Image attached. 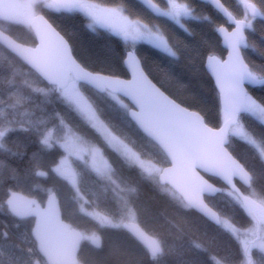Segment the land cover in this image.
Instances as JSON below:
<instances>
[{"label": "trees", "instance_id": "obj_1", "mask_svg": "<svg viewBox=\"0 0 264 264\" xmlns=\"http://www.w3.org/2000/svg\"><path fill=\"white\" fill-rule=\"evenodd\" d=\"M88 1L121 9L131 19L145 22L150 19L149 22L154 27L162 30L177 55H167L147 44H136L134 54L140 59L144 72L178 104L199 112L209 127L218 128L221 125L223 114L219 95L204 70V63L209 56L223 59L225 51L216 30L219 26H232L212 7L193 0L192 15L198 19L188 20L184 28L189 32H185L181 27L155 19L152 21L149 14L134 0ZM153 1L162 8L166 6L165 0ZM176 1L180 4L187 3V0ZM220 1L236 19H249L240 0ZM243 1L244 4L256 6L260 16L253 19L252 27L245 31L247 48L242 54L256 73L264 75V0ZM38 10L39 15H43L67 40L73 57L82 67L85 64L90 68L103 67L114 72L115 77L128 78L125 68L119 64V55L121 51L129 49L120 38L104 30L87 29L84 26L87 19L80 12H68L66 9L52 11L39 6ZM205 16L209 19L205 20ZM161 23H164L162 27ZM0 30L20 44L31 47L36 44L28 26L0 19ZM109 52L112 55L106 56ZM81 86L95 97L94 109L97 115L114 133L127 137L141 147L143 154L139 152L140 155H149L163 168L169 165L161 150L137 129L124 109L110 95H100ZM249 94L264 106V86L250 89ZM242 117L247 118L242 120L245 132L259 142L260 134H264V122L247 113L240 118ZM37 125L45 135L53 134L49 141L50 147L34 142ZM5 127H14L18 131L6 143V149L11 151L0 150V161L4 165L0 167V234H3L0 235V264H10L13 258L17 260V264H31L22 250H30L31 245L33 247L29 232L31 219L19 221L6 211L7 192H19L40 202L48 194L55 193L63 220L84 232L96 231L95 227L88 224L89 220H93L94 214L87 215V212L105 210L110 215H117L114 219H118L120 209L126 211L131 199L134 202L136 200L139 209L132 208L135 213L133 218L163 249L162 254L157 257V264H225L223 256L231 257L235 254L233 250L237 246L235 247L230 232H222V225L214 226L193 212L169 187L162 186L150 176L139 172L138 167L124 163L113 168L109 175L103 176L92 170L86 161L74 159L75 169H70L77 179L75 186L68 182V178L56 175L53 167L64 151L55 142L65 134H71L87 145V139L97 142L99 136L74 109L69 110L66 104H61L56 93L51 92L42 79L0 46V129ZM40 139L43 140L44 136ZM227 150L251 175L250 187L244 188V192L250 190L254 197L264 202V196L261 195L264 169L256 162L259 151L247 140L235 136L228 138ZM17 152L19 155H12ZM33 153L37 154L35 158ZM207 179L222 189L215 197L205 198L207 205L218 213L219 218L232 225L248 227L250 219L239 206L237 198L225 193L229 190L218 180ZM122 215L127 216L126 213ZM180 225L184 226L185 233L178 234ZM99 236V246L88 245L84 239L78 255L79 264H148L145 249L125 231V227H105L100 229ZM195 236L200 242H193ZM162 240L167 243L162 244ZM200 243L205 248L202 251L196 247ZM250 258L256 264H264L261 254L254 257L251 253Z\"/></svg>", "mask_w": 264, "mask_h": 264}, {"label": "snow or ice", "instance_id": "obj_2", "mask_svg": "<svg viewBox=\"0 0 264 264\" xmlns=\"http://www.w3.org/2000/svg\"><path fill=\"white\" fill-rule=\"evenodd\" d=\"M140 2L148 5L158 16L171 18L185 32H189V30L181 24V17L198 19V17L192 15L193 0H187V3L184 4L177 3L176 0H166L167 10L165 11H161L156 4L152 3V0H140ZM207 2L215 5L217 10L227 13V9L220 3V0H207ZM33 6L31 4H17L14 0H0V17L8 21L17 20L21 18L19 9H30ZM44 7L66 9L68 12L80 10L92 21L84 25L89 30L94 31V26L98 24L101 27L112 29L116 34L123 36L124 40H146L171 56L177 55L176 52L168 47L167 42L161 36L151 32L147 25L131 24L127 21V18L121 17L114 8H99L95 4L82 3L80 0H54L53 3L44 5ZM248 7L252 8V16L258 14L254 5L246 4L245 8ZM227 15L230 22L235 24V31L230 34L226 33L232 49L230 58L233 59V63L225 70L223 67L212 64L211 60L209 61V68L216 74V80L220 86L224 101V127H221L219 131L209 127L199 112L181 108L180 105L160 92L143 75L139 67V61L131 51H121L119 55L120 66H126L133 75V81L131 82L116 78L114 72L103 67L90 68L87 64L81 67L73 57L71 47L64 41L63 37H59L58 33L55 34L58 37V43L54 48L55 55L46 59L31 55L28 60L43 79L48 82L47 87H49L51 92L56 93V98L61 104H66L69 110L75 109L79 111L89 121H92L93 127L101 129L105 133V138L108 142L117 147V151L123 149L125 156L134 155L103 127L84 94L77 87V84L79 81H84L97 89L107 92L116 104L124 109L125 114L131 118L137 128L160 147L168 158V162L173 165L172 168L158 169L157 171L174 173L177 169H180L188 181L194 185L196 194L192 197H186L187 207L202 206L219 223L216 213L208 208L207 205H203L200 200L201 193L212 190V185L199 176L196 171L197 169H202L206 172L217 174L227 181L232 187V192L236 194L239 206L247 209L253 219L259 221L261 229L264 230V204H257L255 200L249 199L248 196L241 193L232 184L233 177L248 178V174L245 171V167L234 160L225 147L229 134L242 137L259 151L256 162L260 168L264 169V134H260L258 142L243 130V125L240 121L241 113H252L253 115L258 113L260 118L264 120V106L257 103L243 87L246 80L254 84H264V78L258 79L249 70L248 64L240 53L241 45L247 47L243 30L251 28V23L247 20H236L231 17V13H227ZM23 19L27 21L29 17L24 15ZM208 19L209 17L205 16V20ZM219 31L225 32L226 30L219 29ZM39 40V47L34 49L35 54L41 53L49 45L47 34L40 33ZM107 55H112V53H106ZM225 84H227V88H225ZM37 91L41 90L37 89ZM120 93L131 98L136 110H130L129 106L123 103L120 99ZM39 127V125L36 126L34 142L37 145L43 144L50 147L48 136L40 132ZM17 131L14 127L0 129V150L11 151L6 149V143ZM41 136H44L43 140L40 139ZM12 155H19V153H12ZM36 155V153H33V158ZM3 166V161H0V167ZM54 171L59 172L75 183L72 174L68 171L61 167L55 168ZM148 171L151 175L152 170L148 169ZM108 178L110 179L111 177L109 176ZM5 195L7 196L6 211L10 214L24 216L34 212L37 216L35 228L29 229L30 234L34 236L31 253L42 252L48 257L50 264H60L59 253L53 247V237L59 234L55 231V220L51 211L41 212L38 208L34 211L31 207L34 202H28L27 205L18 203L14 192H7ZM261 195L264 196V188L261 189ZM52 204L53 201L49 200L50 209ZM225 227H231V225L225 224ZM185 231L184 226L180 225L178 234L185 233ZM79 239H87V237L78 235L73 237L72 247L76 246ZM93 242L95 243L96 241L93 240ZM161 243L167 242L162 240ZM242 245V249L238 247L235 254L227 260L226 264H253L250 258L251 248H258L261 252V259L264 260V235H257L253 231L252 238L242 241ZM196 247L198 248L199 245H196ZM162 251L163 249L160 245H153L151 252L144 254L145 260L148 264H157V257L162 254ZM10 264H17V260L13 258Z\"/></svg>", "mask_w": 264, "mask_h": 264}, {"label": "water", "instance_id": "obj_3", "mask_svg": "<svg viewBox=\"0 0 264 264\" xmlns=\"http://www.w3.org/2000/svg\"><path fill=\"white\" fill-rule=\"evenodd\" d=\"M134 1L136 3H138L147 13H149L153 17L158 18V19H164V20H167V21H170V22L173 21L169 17L158 16L154 12V10L149 8L148 5L143 4L142 2H140V0H134ZM198 1L200 3H202V4H207L210 7H212L226 22H228L232 26L231 29H228L225 26H219L217 28V30H216V35H217L218 39L220 40L221 47L225 51V56L223 57V59H220V58H218L216 56H209V57L206 58L205 63H204V70L207 73V75L209 76V78L211 79L212 83L214 84V87H215V89H216V91H217V93L219 95V102H220L221 111L225 115L223 96H222V94L220 92V86H219V84L217 83V80H216V74L214 72H212L211 69L209 68V61L211 60L212 64L218 65L220 67H223V68H225V70H227V68L233 63V59L230 58V53L232 52V49H231V47L229 45V41H228V38L226 36V33H228V34L233 33L235 31V24L230 22L229 17L227 15V13H230L228 10H227V13L226 12H222V11L217 10L216 6L210 4L209 2H207V0H198ZM152 3L156 4L153 0H152ZM220 3L224 6V4L221 1H220ZM247 5H253V4L247 3ZM224 8L226 9L225 6H224ZM244 10H245L248 18H255L256 19V18H258L260 16V12H259V10L256 7H255V10L258 13L256 16H252V8L251 7H248V8L244 7ZM161 11H164V10L161 9ZM231 17L236 19L232 15H231ZM236 20H240V19H236ZM28 27H29V30L31 31V33L33 34V36L35 38V41H36L35 46L31 47V46L20 44L19 42L15 41L13 38H11L9 35H7L6 33H4L1 30H0V46L2 48H4L6 51H8L9 53H11L14 57H16L25 66H27L40 79H42V81L45 84H48V82L43 79V77L36 70V68H34L29 63L28 57L31 56V55H37L41 59H46L49 56L55 55L54 48H55V45L58 43V37L55 34L58 33L59 37H63V36L50 24V22L43 15H37L36 17H34L31 20V22L29 23ZM219 29H225L226 31L225 32H221V31H219ZM245 31H246V28L243 30V35L245 37V44L247 45ZM40 33L47 34V37H48V40H49V45L45 49H43L41 51V53L35 54L34 53V49L39 47V44H40V40H39V34ZM63 39H64V41L67 42V40L64 37H63ZM246 48L247 47H244L243 45H241V47H240L241 55H242V52ZM136 58L139 61V67H140V70L142 71L143 75L145 77H147V80H149L153 85H155L149 79V77L146 75V73L144 72V70L142 68V65H141L140 59L137 56H136ZM125 59H126V57H125ZM77 63H79V62H77ZM80 66H81V64H80ZM124 68H125V71L127 73L128 78H119V79H122V80H125V81H129V82L133 81V75H132L131 71L128 70L126 68V66H124ZM249 70H250V68H249ZM116 78H118V77H116ZM258 79H260V78H258ZM78 84L84 85L85 87L89 88L90 90H92V91H94V92H96V93H98L100 95H103V94L107 93V92H105V91H103L101 89L95 88L93 85L87 84L84 81H79ZM262 86H264V84H254V83H252V82H250L248 80L244 81V84H243V87H244L245 91L248 92V94H249V90L250 89L259 88V87H262ZM155 87L158 88L156 85H155ZM225 88H227V84H225ZM160 92H162L165 96H167L168 99L174 101L168 95H166L163 91L160 90ZM120 98H122V99L127 101V103L129 104V109L130 110H136L135 106L133 104V101L131 100L130 97L124 96L123 93H120ZM174 102L176 104H178L176 101H174ZM178 105H180V104H178ZM180 107L181 108H185L182 105H180ZM189 111H191V110H189ZM244 114L245 113H241L240 117L243 116ZM128 118L136 126V124L131 120V118L129 116H128ZM221 127H224V119H223V122L221 123V125L218 128H213V129L216 130V131H219V129ZM145 137L147 139H149L151 142H153L160 149V147L151 138H149L147 136H145ZM228 138H229V136H228ZM227 144H228V142H227ZM227 144L225 145L226 149H227ZM227 152L232 156V158L234 160H236L238 163H240L237 159H235L233 157V155L228 150H227ZM165 157H166V155H165ZM166 159L168 161L167 157H166ZM168 164L169 165L167 167L163 168V169H169V168L173 167V165L170 162H168ZM62 169L68 171L73 176V172H72V170L70 168L64 167ZM196 171L199 174V176L203 177L204 180L208 181V183L212 185V190L206 191V192L200 194V200L202 201L203 205H207V203L205 202V198H213V197H215L216 195H218V194H220L222 192V189L219 188L218 186L212 184L207 179V177L218 180L219 182H221V184L225 188H227L228 190L232 191L231 185H229L227 183V181H225L221 176H218L217 174H214V173L206 172V171H204L202 169H197ZM247 174H248V178H242L241 176L233 177L232 178V184H234L237 189H239V188L237 187L236 184H240L244 188H249L250 187V183H251V175L248 172H247ZM61 176L64 177V178H67L64 175H61ZM157 180H158L160 185L169 187L175 194H177L181 198V200L184 202L185 205L187 204L186 197H192V196H194L196 194L194 185L188 181V179L185 177V175L183 174V172L180 169H177L174 173H165V172L161 171V173L157 177ZM14 193H16V200H17L18 203H22V204H26L27 205L28 202H34V204L31 205V207H32V209L34 211L37 208L41 212H44L46 210L51 211V213L54 216V220H55V222H54L55 231H56V233L59 234V235H55L53 237V247L59 253L60 264H78V253H79V249H80V244L82 243L83 239H79L77 244H76V246L72 247V238L77 236V235L83 237V234L81 233V231L73 228L70 223H68V222L63 220L62 214H61L59 200H58L56 194L55 193L48 194L45 197V200H44L43 204H41L38 200H36L33 197L21 194L19 192H14ZM248 198L251 199L250 197H248ZM49 200L53 201L51 209L49 208ZM5 204H6V200H5ZM207 206H208V208L212 209L209 205H207ZM189 208L193 212H195L196 214H198L199 216H201L202 218L207 220L212 225L220 226L221 222H220V219H219V215H218V213L215 210L212 209V211L216 213V217L219 219V223H217V220L214 219L211 216V214L208 213L202 206L201 207H189ZM244 210H245L246 216L248 218H250V219H253V217L248 213L247 209H244ZM11 215L13 217L17 218V219H20V220L21 219H31L33 221L31 229L35 228L37 216L34 214V212H33V214H27V215H24V216H18V215H15V214H11ZM255 220H257V219H255ZM125 231L132 238H134L136 240V242L142 248H144L147 253L151 252V247L153 245H160V243L154 237H152L147 232H145L135 222L127 223V225L125 227ZM31 238H32V240H34V236L33 235H31ZM38 254H39V256H41L45 260V262L47 264H50L47 256H45L42 252H39ZM36 264H38V263H36Z\"/></svg>", "mask_w": 264, "mask_h": 264}, {"label": "rangeland", "instance_id": "obj_4", "mask_svg": "<svg viewBox=\"0 0 264 264\" xmlns=\"http://www.w3.org/2000/svg\"><path fill=\"white\" fill-rule=\"evenodd\" d=\"M14 2L17 3V4H21V5H25V4L34 5L30 9L29 8H21V9H19L18 11L21 13V18L12 21L13 23L24 25V26H28L29 23L31 22V20L34 17H36L37 15H39L40 11L38 10V6L41 7V8H45L47 10H53V11L60 10V9H54V8L50 9V8L44 7V5L53 3L54 0H14ZM80 2L86 3V4H95V3L90 2L88 0H80ZM240 3H242L244 5V1L243 0H240ZM95 5H97L99 8H110V7H105V6H101V5H98V4H95ZM165 5H166V0H165ZM116 10L119 12L121 17L127 18V21L130 22L133 25H140V26L147 25L148 29L151 32H153L155 35L161 36L167 42L168 47L171 48L172 51H173V48H172L170 42L168 41L167 37L165 36V33L162 32V30L157 29V27H154L152 25V23L149 22L150 19L147 20V22L141 21L139 19H131V18L126 17L124 15L123 10H121V9H116ZM165 10H167V8ZM74 11H77V12H80V13L83 14V12L80 11V10H74ZM24 15H27L29 17V19L27 21H25L23 19ZM0 19H3V18L0 17ZM86 19H87V23H91L92 22L90 18L86 17ZM190 19H191V17H181V24L185 25V23L188 20H190ZM163 25H164V23H161V27ZM96 29L106 30L107 32L111 33L112 35H115L118 38H120L123 42H125V44L128 46L129 51H131L133 54H134V51H135V45L138 44V43H143V44H147V45L151 46L152 48L160 50L161 52L169 55L168 53L164 52L162 49L156 48L154 45L150 44L146 40H136V41H132L131 39L124 40L123 36L116 34L112 29L107 28V27H101L98 24L94 26V30H96ZM242 56H243V54H242ZM246 63L248 64V66L250 68V71H252L256 75L257 78H262V76H264L262 74L256 73L254 68L253 69L251 68V66H250L251 64L248 61ZM77 87L84 94L88 104L91 106L92 110L96 113V111L94 109L95 97L91 93H89L80 84H77ZM120 99L123 101L124 104H127L125 102L126 100H124L122 98H120ZM127 105L129 106V104H127ZM75 111L83 120H85L88 123V125L91 128H93L95 130V132L98 134L100 139L98 138L99 141L97 140V142H96V140L91 141V139H87L85 141L87 145H85V144H82L81 139H79L81 141L80 142L76 137L72 136L71 134H65L64 137L61 138V140L55 142L64 151V154H63V156L61 158H59L58 162L54 165V167H53L54 169L57 168V167H61V168L68 167V168H72V170L74 171V169H75V167H74L75 166L74 159L75 160L79 159L80 161H86L88 166L92 170H94L97 173H99L100 175L104 176L105 173H107V175H109V172L113 168L119 167V166L123 165L124 163H127V164H129L131 166L138 167L139 170H140L139 172L145 173L146 175L150 176L153 180L158 181L157 177L161 173V171H157V170L158 169L162 170L164 166H162L160 163H158L154 158L150 157L149 155H148V157L145 156V155H144L145 157L143 155H140V153H142L141 152V150H142L141 147L137 146L135 144V142H133L132 140L128 139L127 137L120 136V135L114 133L110 129V127L107 126L100 119V117L96 113V116H97L99 122L102 123L103 127L106 128L107 131L109 133H111L112 136L116 137L121 145L126 146V148L128 150H130L131 154H134V155L125 156L124 152H123V149L121 151H117V147L114 144H110L108 142V140L105 138V133L101 129H99L98 127H93V122L92 121H89L87 119V117L84 116L79 111H77V110H75ZM247 115H250L251 117H256L259 120H261L262 122H264V120H262L260 118L258 113L256 115H253L252 113H247ZM222 119H225V115H224V117L222 116ZM245 119H247V118H245V117L244 118L243 117L240 118L241 124L243 125V130H244L245 127H244V123L242 122V120H245ZM263 126H264V124H263ZM52 135H53L52 133H49L47 135L48 138H49V141L52 140ZM234 136L235 135L229 134L230 138H232ZM235 137L239 138V139L241 138L240 136H235ZM148 169L152 170L151 171V175L149 174ZM54 173L56 175L60 176L59 172L54 171ZM73 179H74L75 183H73V180H70V179L68 180V182L75 186L76 183H77L76 176L75 177L73 176ZM246 189H249V188H246ZM225 193L234 195V193L232 191H227L226 190ZM244 195L250 197L252 200H255L256 203H258V204H264V202H262L259 198L254 197L253 192L250 191V190H246L244 192ZM115 199L118 200V198H115ZM44 200H45V198H44ZM44 200H42L41 202L39 201V202L41 204H43ZM136 202H137L136 200L134 202L131 199L130 207L126 211H122V208H121L118 219H114L117 215H114V214L110 215L105 210H104L105 212L104 211H100V210H95V212H92V211L87 212L86 213L87 215H89L90 213L94 214L93 220H89L88 224L90 226H92L93 228L95 227L96 231L87 230L86 233H85L84 231L81 230L82 233L85 235V237H87V239H85V242L88 245L99 246L100 243H101V239H100V236H99L100 229H103L105 227H111V228H114V229H120V228L126 227L127 223H129V222L137 223L136 220L133 218V216H135V213H134L133 209H139V206H137ZM121 206H122V204H121ZM138 212L140 213L139 210H138ZM123 213H126L127 216L124 217L122 215ZM219 219H220V222H221V225H222V230L221 231L222 232L224 231V233L230 232V235L233 237L232 241H233L235 247L237 246V248L239 247V248L242 249V247H243L242 241H244L245 239H251L253 231H255L257 235H264V230L261 229V225H260L258 220L249 218L250 219L249 226L245 227V228H239V227H236L235 225H232L227 220H223L222 218H219ZM225 224L231 225V227H225ZM85 226H87V225H85ZM188 235H190V234H188ZM93 240H95L96 242L94 243ZM194 240L200 242V239H197L196 236L193 237V242H194ZM198 245H199L198 250L202 251V250L205 249L204 246L201 243L198 244ZM236 250H233V252H236ZM167 252H169V251H167ZM251 253L253 254L254 257H258V255L261 254V252H260V250L258 248H251L250 249V255H251ZM233 255H234V253H233ZM0 256H1V253H0ZM230 258L231 257L223 256L224 263L226 264L227 260H229ZM78 261H79V259H78ZM253 263L256 264L255 261H253Z\"/></svg>", "mask_w": 264, "mask_h": 264}, {"label": "flooded vegetation", "instance_id": "obj_5", "mask_svg": "<svg viewBox=\"0 0 264 264\" xmlns=\"http://www.w3.org/2000/svg\"><path fill=\"white\" fill-rule=\"evenodd\" d=\"M160 7V6H159ZM244 7H245V4L243 5V10H244ZM256 7V6H255ZM161 9H163L164 11H165V9L167 8L166 6H165V8L163 7H160ZM53 11V10H52ZM56 11H62V9H60V10H56ZM244 12H245V10H244ZM246 13V12H245ZM149 14V13H148ZM247 15V14H246ZM149 16L151 17V20L153 21V19H155V20H157L158 22H166V23H168V24H170V25H173V26H175V27H177V28H179L180 26H178L176 23H175V21H172V22H170V21H167V20H164V19H158V18H155V17H153L152 15H150L149 14ZM248 17V16H247ZM253 19H255V18H249L247 21L248 22H250L251 23V21L253 20ZM228 29H231V28H228ZM247 29V28H246ZM100 30H102V29H100ZM104 31H106V30H104ZM239 186H241L240 184H239ZM238 186V188H240L239 190L244 194V187L243 186H241V187H239ZM242 187H243V189H242ZM230 191V190H229ZM234 196L236 197V194L234 193ZM237 198V197H236ZM243 209V208H242ZM244 210V209H243ZM244 213H245V210H244ZM22 220H27V219H19V221H22ZM30 220V219H29ZM224 220V219H223ZM32 224H33V221L31 220V227H32ZM220 225H221V223H220ZM31 227H30V229H31ZM86 233V232H85ZM30 237H31V235H30ZM83 237H85V235L83 234ZM32 239V238H31ZM161 245V244H160ZM162 247V246H161ZM31 249H32V245H31V248H30V250L29 249H26V250H22L23 252H24V254L27 256V259H28V261L31 263V264H36V263H38V264H47L46 262H45V260L41 257V256H39V254L38 253H36V254H32L31 253Z\"/></svg>", "mask_w": 264, "mask_h": 264}, {"label": "bare ground", "instance_id": "obj_6", "mask_svg": "<svg viewBox=\"0 0 264 264\" xmlns=\"http://www.w3.org/2000/svg\"><path fill=\"white\" fill-rule=\"evenodd\" d=\"M73 227V226H72ZM73 228H75V227H73ZM75 229H77V228H75ZM77 230H79V229H77ZM79 231H81V230H79ZM81 233H82V231H81ZM83 234V233H82ZM83 241H84V239H83ZM82 241V242H83ZM82 244V243H81ZM81 244H80V247H81ZM79 251H80V249H79ZM78 255H79V253H78ZM78 264H79V261H78Z\"/></svg>", "mask_w": 264, "mask_h": 264}]
</instances>
